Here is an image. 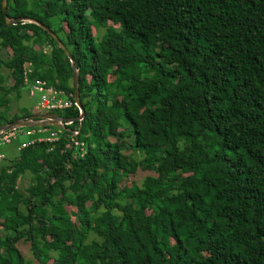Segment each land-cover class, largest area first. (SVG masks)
I'll list each match as a JSON object with an SVG mask.
<instances>
[{"label":"trees","instance_id":"16d2710c","mask_svg":"<svg viewBox=\"0 0 264 264\" xmlns=\"http://www.w3.org/2000/svg\"><path fill=\"white\" fill-rule=\"evenodd\" d=\"M6 16L63 42L85 116L3 152L0 264H264V0H7ZM26 62L73 93L64 51L0 0V125L36 113H10Z\"/></svg>","mask_w":264,"mask_h":264},{"label":"built area","instance_id":"2783aa9c","mask_svg":"<svg viewBox=\"0 0 264 264\" xmlns=\"http://www.w3.org/2000/svg\"><path fill=\"white\" fill-rule=\"evenodd\" d=\"M49 48L44 47L43 51L48 52ZM23 83L27 95L29 97H35L38 95V100L36 102L35 108L38 112H51L58 114V112H63L66 109L76 107L79 108L75 102L74 94L65 91L62 88H58L44 79L32 78L33 66L31 62H26L23 64ZM59 115V114H58ZM82 121V120H78ZM73 119H67L61 121L60 127L50 130L48 126H39L28 128L26 131L20 130V128H10L0 131V146L12 144L18 137V133L23 135H33L27 142L19 144L18 148L25 147L29 144L35 142H49L54 143L58 140L60 134L66 129V126H70ZM24 128V127H22ZM70 146L79 148V155L82 157L85 152V142L78 138L79 128L70 130ZM45 133V134H44ZM52 147L49 148L51 150ZM4 158V153L0 152V160Z\"/></svg>","mask_w":264,"mask_h":264},{"label":"water","instance_id":"95a60500","mask_svg":"<svg viewBox=\"0 0 264 264\" xmlns=\"http://www.w3.org/2000/svg\"><path fill=\"white\" fill-rule=\"evenodd\" d=\"M6 4L7 0H2V9L5 16L6 24L13 25L19 21L27 20L29 22H33L39 26H41L47 33L50 35L51 38L57 43L59 48H61L66 56L69 58L72 66V88L73 94L75 98V102L79 108V115L76 118L77 120H83L85 116V110L80 100L79 89H78V80H79V72L78 69L73 65L72 56L63 42L58 38V36L45 24H42L40 21L32 18H25V17H17L14 19H10L6 16ZM65 120V118L59 116L58 114L51 113V112H36L32 113L28 117L17 118L12 122H8L5 124L0 125V131L10 129V128H22V127H39V126H55L60 127V122Z\"/></svg>","mask_w":264,"mask_h":264},{"label":"rangeland","instance_id":"374dc122","mask_svg":"<svg viewBox=\"0 0 264 264\" xmlns=\"http://www.w3.org/2000/svg\"><path fill=\"white\" fill-rule=\"evenodd\" d=\"M0 76L3 77V83L2 84L4 86H6V87L11 86L12 80L10 77V72L7 68L3 67L0 69ZM10 98H11V106H12L10 113L17 112L18 115L21 116V115H24L25 113L34 112V106L36 105V102L38 100V95H36L35 97H29L27 95L26 89H24L19 98L14 97L13 93H12V95H10ZM36 112H38L37 109H36ZM60 113H63V112H60ZM53 129H54V127L51 126L50 130H53ZM20 130H22L24 132V131L28 130V127L20 128ZM30 138H31V135H23V134L18 133L17 139L10 145L13 146V145L21 144L23 142H27ZM7 147H8V145L0 146V152H6ZM145 174L146 173H142V172H137L136 174H132L131 177H128L126 179L125 183L129 184L131 181L140 182L142 180V178L145 176ZM28 181H29L28 179H24V180H22V182H20L21 183L20 184L21 190H23V188L28 184ZM19 247L22 250V252L24 253V256L26 258L31 257L29 244L27 242H20Z\"/></svg>","mask_w":264,"mask_h":264},{"label":"crops","instance_id":"0c3cea01","mask_svg":"<svg viewBox=\"0 0 264 264\" xmlns=\"http://www.w3.org/2000/svg\"><path fill=\"white\" fill-rule=\"evenodd\" d=\"M34 109H35V106H34ZM34 137L33 135H31V138Z\"/></svg>","mask_w":264,"mask_h":264}]
</instances>
